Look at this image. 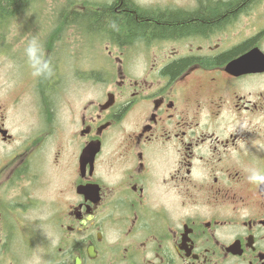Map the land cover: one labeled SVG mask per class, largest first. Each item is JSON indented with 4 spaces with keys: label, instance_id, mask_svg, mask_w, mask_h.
<instances>
[{
    "label": "flooded vegetation",
    "instance_id": "1",
    "mask_svg": "<svg viewBox=\"0 0 264 264\" xmlns=\"http://www.w3.org/2000/svg\"><path fill=\"white\" fill-rule=\"evenodd\" d=\"M85 8L39 32L51 77L32 75L29 28L0 32V264H27L37 238L43 264H264V185L247 180L264 172V0L206 34L108 39L101 69L59 50L79 45Z\"/></svg>",
    "mask_w": 264,
    "mask_h": 264
},
{
    "label": "trees",
    "instance_id": "2",
    "mask_svg": "<svg viewBox=\"0 0 264 264\" xmlns=\"http://www.w3.org/2000/svg\"><path fill=\"white\" fill-rule=\"evenodd\" d=\"M29 0H0V23L5 22ZM257 0H229L211 3L194 13L153 12L143 10L129 0H111L101 5L98 12L76 13L79 23L85 24L95 34L102 33L112 42L130 44L137 41L178 38L192 33L206 34L222 27L237 14ZM113 22L116 28L112 27ZM249 42L233 48L230 52L214 60L229 58L242 51ZM185 62H176L166 67L167 75L176 74Z\"/></svg>",
    "mask_w": 264,
    "mask_h": 264
},
{
    "label": "rangeland",
    "instance_id": "3",
    "mask_svg": "<svg viewBox=\"0 0 264 264\" xmlns=\"http://www.w3.org/2000/svg\"><path fill=\"white\" fill-rule=\"evenodd\" d=\"M110 0H29L26 5H24L20 10L15 11L8 20L5 22L0 23V32L5 31L8 32L14 26H19L21 28H29L32 37H40L39 32L42 29L52 28L54 25L59 22L58 17L56 14L60 12H64L65 17L66 13L71 12V6L73 2L76 5H84L87 6L84 10H79L81 12L88 11L93 7H97V5H102L103 2H109ZM136 4H138L143 9H147L149 7H157V8H167L169 5H183L185 1L190 0H133ZM94 3L92 6L88 4ZM80 12V13H81ZM83 14V13H82ZM254 18L259 16H264V10H256L252 15ZM16 18V19H14ZM254 19L249 20H241V25H238V28L241 27H248L246 26L248 23L253 24ZM78 26L80 27V37H79V45H74V48H70L71 46H67L66 43L64 47H60L59 50L62 49L63 61H66L68 64L72 63H81L84 66H88L93 64L96 69H101V66L104 64V59H107V54L105 47L106 45L110 44L111 42L108 40L107 36H104L102 33L95 34L93 30L88 29L83 23H79ZM71 22L64 20V30L70 29ZM77 27V26H76ZM78 27V28H79ZM3 33V32H2ZM1 33L0 36V44L4 43L7 46V42L4 40L5 37L7 38L9 35L5 36L3 39V35ZM107 38V39H104ZM104 39V41H103ZM3 41V42H2ZM90 44V47H87ZM67 47V48H65ZM89 51V52H88ZM87 62L89 64L87 65ZM101 65V66H100ZM8 66V65H7ZM83 67H81L82 69ZM69 78L68 76H66ZM15 228L10 229V233L6 232L7 235L12 236L14 233L16 235ZM45 228L39 226L32 227L31 233L32 235L37 233L39 235H43L45 233ZM12 231L14 233L12 234ZM3 231H0V235ZM4 234V233H3ZM40 238H37L33 241L32 249L30 250V260L27 264H43ZM55 243V241H54ZM56 245V244H54ZM10 251L13 253L21 252L22 244L14 243L9 244ZM54 247V246H53ZM43 250V249H42Z\"/></svg>",
    "mask_w": 264,
    "mask_h": 264
},
{
    "label": "clouds",
    "instance_id": "4",
    "mask_svg": "<svg viewBox=\"0 0 264 264\" xmlns=\"http://www.w3.org/2000/svg\"><path fill=\"white\" fill-rule=\"evenodd\" d=\"M112 27L115 29L116 24L113 22ZM24 54L27 58V62L32 69L33 77H51L54 75L53 67L50 61L46 60L44 57L43 44L38 37L33 36L27 41L26 47L24 49ZM137 63L141 66L143 65V58H138ZM247 180L250 184L264 185V172L258 169H249Z\"/></svg>",
    "mask_w": 264,
    "mask_h": 264
}]
</instances>
